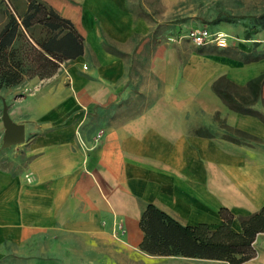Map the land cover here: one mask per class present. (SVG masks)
Here are the masks:
<instances>
[{
  "label": "crops",
  "instance_id": "0c3cea01",
  "mask_svg": "<svg viewBox=\"0 0 264 264\" xmlns=\"http://www.w3.org/2000/svg\"><path fill=\"white\" fill-rule=\"evenodd\" d=\"M40 1L81 51L0 86V264H231L146 252L140 218L153 203L242 233L264 206V26L225 22V46L196 44L141 0ZM11 3L20 21L27 0ZM237 264H264V226Z\"/></svg>",
  "mask_w": 264,
  "mask_h": 264
},
{
  "label": "trees",
  "instance_id": "16d2710c",
  "mask_svg": "<svg viewBox=\"0 0 264 264\" xmlns=\"http://www.w3.org/2000/svg\"><path fill=\"white\" fill-rule=\"evenodd\" d=\"M19 19L11 12L0 27V86L17 83L24 76H49L62 59L81 51L80 36L72 22L40 0H27V9ZM35 24L47 31L46 38L36 42L38 46L28 35V28ZM263 226L264 206L243 221L242 233H235L226 219L214 230L203 223L182 225L148 203L140 218L145 233L140 247L148 253L214 257L237 264L250 256L255 231Z\"/></svg>",
  "mask_w": 264,
  "mask_h": 264
},
{
  "label": "rangeland",
  "instance_id": "374dc122",
  "mask_svg": "<svg viewBox=\"0 0 264 264\" xmlns=\"http://www.w3.org/2000/svg\"><path fill=\"white\" fill-rule=\"evenodd\" d=\"M140 1V0H139ZM158 29L179 23L183 31L227 23L242 25L250 33L264 26V0H141ZM11 0H0L1 20L12 12ZM225 91V87L223 88Z\"/></svg>",
  "mask_w": 264,
  "mask_h": 264
},
{
  "label": "built area",
  "instance_id": "2783aa9c",
  "mask_svg": "<svg viewBox=\"0 0 264 264\" xmlns=\"http://www.w3.org/2000/svg\"><path fill=\"white\" fill-rule=\"evenodd\" d=\"M187 35L196 43L214 42L219 46L227 44L228 34L219 30H210L207 27L188 29Z\"/></svg>",
  "mask_w": 264,
  "mask_h": 264
}]
</instances>
